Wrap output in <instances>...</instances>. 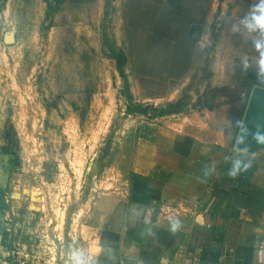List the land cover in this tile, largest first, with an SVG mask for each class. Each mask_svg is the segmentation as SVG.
I'll return each mask as SVG.
<instances>
[{
    "label": "rangeland",
    "instance_id": "374dc122",
    "mask_svg": "<svg viewBox=\"0 0 264 264\" xmlns=\"http://www.w3.org/2000/svg\"><path fill=\"white\" fill-rule=\"evenodd\" d=\"M253 2L0 0V147L9 166L0 222L10 264H67L74 248L95 260L87 229L97 199L122 180L115 166L133 102L173 94L169 112L194 100L217 107L221 130L235 136L236 116L256 86L248 79L257 77L241 70L240 57L256 53L232 25ZM129 24L137 25L131 35L148 67L171 41L181 57H201L196 65L182 61L184 75L166 86L134 79ZM214 75L215 89L199 96ZM148 107L156 117L159 105Z\"/></svg>",
    "mask_w": 264,
    "mask_h": 264
},
{
    "label": "crops",
    "instance_id": "0c3cea01",
    "mask_svg": "<svg viewBox=\"0 0 264 264\" xmlns=\"http://www.w3.org/2000/svg\"><path fill=\"white\" fill-rule=\"evenodd\" d=\"M136 26L128 25L127 36L128 43L134 41V79L166 86L168 77L183 76L184 68H177L192 56L181 57L180 45L171 41L163 45V52L150 57L154 64L148 67L140 43L131 35ZM167 41L163 39V43ZM200 57L194 53L192 62ZM215 80L214 75L199 96L214 90ZM170 96L145 99L141 105L133 102L143 108L159 105L167 111L163 116L154 117L150 112L127 115L129 125L115 166L122 180L116 191L97 199L87 229L86 243L95 249L96 264L118 259L126 264H189L194 258H200L201 264H253L256 250L264 242V151L255 155L237 151L232 133L226 134L215 120L217 107H202L194 100L186 108L169 112L174 103ZM171 118L179 122L176 128L167 125ZM183 119H191V123L186 125ZM4 157L2 150L0 209L8 187L9 166ZM237 158L250 159L252 167L232 179L227 170ZM170 217L183 223L175 235L168 231ZM106 228L119 234L116 244H101ZM149 229L155 235H148ZM1 230L0 222V264H10Z\"/></svg>",
    "mask_w": 264,
    "mask_h": 264
},
{
    "label": "clouds",
    "instance_id": "9594fccd",
    "mask_svg": "<svg viewBox=\"0 0 264 264\" xmlns=\"http://www.w3.org/2000/svg\"><path fill=\"white\" fill-rule=\"evenodd\" d=\"M233 30L241 32L243 36L251 40V47L256 53V56L250 58L247 54H243L240 57L241 70L247 72L254 70L257 83L264 86V0H254L250 6L248 12L242 16L238 22L232 25ZM258 142L264 143V136L256 138ZM241 138L239 143H243ZM241 153L246 154L247 149H239ZM225 159H229L225 157ZM252 167V161L250 159L237 158L232 160L231 166L227 170V175L236 179L242 173L247 172ZM208 172H205V176ZM204 182H207L205 180ZM183 227V223L180 218H169L168 231L175 235ZM148 235H155L154 232L149 229ZM67 264H96V261L87 253L84 249L74 248L68 252Z\"/></svg>",
    "mask_w": 264,
    "mask_h": 264
},
{
    "label": "water",
    "instance_id": "95a60500",
    "mask_svg": "<svg viewBox=\"0 0 264 264\" xmlns=\"http://www.w3.org/2000/svg\"><path fill=\"white\" fill-rule=\"evenodd\" d=\"M5 40L12 43L13 35L6 36ZM261 136H264V87L256 85L251 89L234 147L237 151L247 149V155L260 153L264 151V143L258 142L256 138ZM241 138L243 143H239Z\"/></svg>",
    "mask_w": 264,
    "mask_h": 264
},
{
    "label": "trees",
    "instance_id": "16d2710c",
    "mask_svg": "<svg viewBox=\"0 0 264 264\" xmlns=\"http://www.w3.org/2000/svg\"><path fill=\"white\" fill-rule=\"evenodd\" d=\"M121 74H122V71H121ZM248 83L250 85L261 86V85H259L257 83V79H255L254 77H249ZM225 90L224 89H220V90H217L216 93H217L218 96H223L222 93ZM149 110H150V107H145V108H143L141 106H138V107H135V108L131 107L130 109L127 110V114L131 115V114L136 112V113H139V114L148 115ZM243 113L236 116V133H235V136H234V141H235L236 135L238 133V130H239V127H240V124H241ZM165 114H167V111L162 109V110H159L157 116H163ZM118 240H119V234H117V233H115V232H113V231H111V230H109L107 228L103 231L102 236H101V244L102 245L116 244L118 242Z\"/></svg>",
    "mask_w": 264,
    "mask_h": 264
},
{
    "label": "built area",
    "instance_id": "2783aa9c",
    "mask_svg": "<svg viewBox=\"0 0 264 264\" xmlns=\"http://www.w3.org/2000/svg\"><path fill=\"white\" fill-rule=\"evenodd\" d=\"M8 197V195H7ZM6 197V199H7ZM109 264H126L124 259H118ZM189 264H201L200 258H194L189 261ZM253 264H264V242H261L256 250Z\"/></svg>",
    "mask_w": 264,
    "mask_h": 264
}]
</instances>
